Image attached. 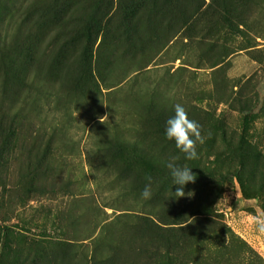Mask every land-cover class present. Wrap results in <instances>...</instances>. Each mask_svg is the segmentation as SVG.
Listing matches in <instances>:
<instances>
[{
  "label": "rangeland",
  "instance_id": "obj_1",
  "mask_svg": "<svg viewBox=\"0 0 264 264\" xmlns=\"http://www.w3.org/2000/svg\"><path fill=\"white\" fill-rule=\"evenodd\" d=\"M134 1L0 0V264H164L142 219L190 225L173 264H264V171L229 152L244 136L264 157V0ZM176 104L205 138L179 199L151 169L170 172L154 132Z\"/></svg>",
  "mask_w": 264,
  "mask_h": 264
},
{
  "label": "trees",
  "instance_id": "obj_2",
  "mask_svg": "<svg viewBox=\"0 0 264 264\" xmlns=\"http://www.w3.org/2000/svg\"><path fill=\"white\" fill-rule=\"evenodd\" d=\"M206 1H209L208 5H206ZM236 1L237 0H198L197 1L199 3L198 10L201 9L202 7H205V6H207L205 9L208 10V8L211 9V7L215 6V5L219 6V8H221V9H225V7L227 6V3L236 2ZM239 1H243V0H239ZM148 2H150V1H147V0H141V2L134 1L133 4L130 5L131 7L130 6L126 7L125 11L129 12V16L132 18V15L137 14L138 12L140 14L141 11L144 13V16H145V15L153 14L155 12L158 14H161L164 11H166V9H168V8L174 9V0H163V2H160V0L159 1L154 0L153 2H150V3H148ZM218 2H221L222 4H218ZM164 129H165L164 126L159 127L154 132L155 136H158L160 138L159 140L162 142V145H164L165 147H170V151L174 157L183 156L175 148L174 143L170 142L166 139ZM6 132H7V134H10L13 131L7 130ZM224 143L227 144L228 142L226 140H224ZM229 144H231V143H229ZM229 148H230L229 152L231 154H236V155H238V158L240 157V159H241V161H239L240 165L244 164L243 158H245L247 156L248 158L252 159L256 164H258V166H261L262 167L261 169L264 171V157L257 151L255 146H253L252 144L247 142V140L245 139L244 136H240L237 143L235 145H232V146L229 145ZM119 149H120L119 146H116V148H114V150L116 152ZM185 160H186L185 163H181V161L179 162V160H176L175 164L177 166H180V167L187 165V167H189L191 169L192 173L196 176V179H197V177L201 178L202 176L199 175L200 166L193 163L192 160H187V159H185ZM31 169H32L31 165L29 164L28 168L26 170L27 174L35 176L36 173L31 172ZM151 169H152V172H157L160 175L162 174V176H166V174H167V176H170L172 178L170 172L169 173H163L161 171V169H159L158 167H156L154 165L151 166ZM208 174L210 175V173H208ZM200 206L201 207H197V211L200 213H197L195 215H197V216L198 215L209 216L210 213L208 210L211 209L212 207L210 205H208L207 203H204L203 205H200ZM178 208H179V206H178ZM181 214H182L181 211H179L180 216H181ZM172 216L174 218L177 217L176 214H173ZM142 221L147 222V223H144L145 225H148V223H149L150 227L146 228L149 232H150V230H152V232H153V230L154 231L159 230V231L163 232V237L162 236L156 237L155 235H152V238L153 239H161L162 238L165 241V245H163V250H156L154 252L156 255H158V254L162 255V261L164 264H173V260L177 257V251L176 250H177V248H179V241L183 236H186L187 239H192L194 237V234L191 233V231H190L191 230L190 225L188 227H185V228L179 227V228H174V229L163 230L160 227H158V225H153V222L151 223L146 219H142ZM204 221H205V219H202V220H199L197 222L201 223ZM6 230H8V229H6ZM12 233L13 232H11V234ZM14 237L17 239H20V238H22V234H15ZM104 244H105V242L103 241L101 243H98L94 247L95 255L100 253V251H98V247L100 245H104ZM62 245H64L65 248L73 247L71 244H70L71 245L70 246L67 243L66 244L64 243ZM29 247H30V245H29ZM35 247H36V245H35Z\"/></svg>",
  "mask_w": 264,
  "mask_h": 264
},
{
  "label": "clouds",
  "instance_id": "obj_3",
  "mask_svg": "<svg viewBox=\"0 0 264 264\" xmlns=\"http://www.w3.org/2000/svg\"><path fill=\"white\" fill-rule=\"evenodd\" d=\"M107 117L101 118V123ZM165 137L168 141L173 142L175 148L187 160H195L198 158L197 145L205 142L204 136L201 134V125L192 119H189L186 109L181 104L174 106V115L169 117L165 123ZM180 157H174L166 166L173 178V185L178 186L174 195L181 198L185 196L184 187L189 183H194L196 176L192 173L187 165L180 167L175 164V160ZM148 183L141 192L143 199H150L152 195L151 183L152 177L146 176ZM254 224L259 233L264 234V219L254 218Z\"/></svg>",
  "mask_w": 264,
  "mask_h": 264
}]
</instances>
